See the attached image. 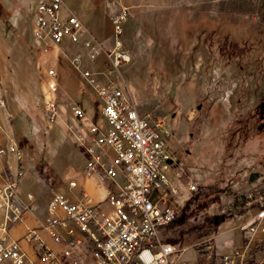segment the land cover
<instances>
[{
	"label": "rangeland",
	"instance_id": "rangeland-1",
	"mask_svg": "<svg viewBox=\"0 0 264 264\" xmlns=\"http://www.w3.org/2000/svg\"><path fill=\"white\" fill-rule=\"evenodd\" d=\"M64 1L109 48V15L121 7L119 0ZM252 1L220 0L198 22L187 17L186 4L179 0H160L158 7L151 0H127L125 6L130 18L124 39L132 58L121 72L139 110L163 119L170 129L168 177L176 193L167 198L178 218L163 237L186 248L182 257L190 264H224L223 256L236 247L250 242L253 249L264 239V219L244 227L264 202V0ZM37 2L0 0V75L22 151L17 188L36 182L47 192L46 202L52 190L66 188L82 165L76 135L68 126L83 133L86 125L72 116L68 103L77 102L86 90L70 57L78 53L85 66L94 63L79 44L63 49L58 117L48 128L40 51L32 35ZM88 91L94 102L74 103L98 123L97 96ZM262 253L264 249L253 262L263 259Z\"/></svg>",
	"mask_w": 264,
	"mask_h": 264
},
{
	"label": "built area",
	"instance_id": "built-area-1",
	"mask_svg": "<svg viewBox=\"0 0 264 264\" xmlns=\"http://www.w3.org/2000/svg\"><path fill=\"white\" fill-rule=\"evenodd\" d=\"M128 15V8L121 6L110 16L111 46L106 49L64 0H38L32 9V35L41 53L79 44L94 63L85 66L78 53L70 57L71 65L95 92L104 123L91 121L70 101L72 116L85 122L86 131L78 132L73 124L68 129L75 133L85 155V177L94 176L101 184L112 182V186L106 188L103 199L107 208L102 202H91L84 192L74 201L64 192L52 190L40 226L27 228L21 237L36 253L35 260L27 258L11 230L33 214L37 205L32 193L25 200L16 194L23 174L22 151L0 75V264H86L88 260L91 264H190L182 257L186 248L161 235L178 218L167 198V193H176L168 177L166 146L171 132L163 119L139 110L123 78L121 68L132 58L124 39ZM39 66L43 116L52 128L58 117V71L42 61ZM69 186L75 187L76 182L70 181ZM260 205L244 227L264 219L263 203ZM39 228L61 245L59 251L46 246ZM252 245L249 242L224 255V264H244Z\"/></svg>",
	"mask_w": 264,
	"mask_h": 264
},
{
	"label": "crops",
	"instance_id": "crops-1",
	"mask_svg": "<svg viewBox=\"0 0 264 264\" xmlns=\"http://www.w3.org/2000/svg\"><path fill=\"white\" fill-rule=\"evenodd\" d=\"M159 1L160 0H151L152 3L154 2V5L156 7H158ZM179 1H182L183 3L186 4V8H187V12H188L187 17H191V18L193 17L192 20L194 19L196 22H198L200 19H202L206 16V14H205L206 8L212 7V9L214 10V7L218 5V2L220 0H179ZM118 2L121 4V6H126V4L128 3L127 0L116 1V3H118ZM252 2L255 3L256 1L254 0ZM152 3L150 6L151 7L150 9L155 7ZM70 9L75 13V11L72 8H70ZM75 14L77 16H79L77 13H75ZM111 15L112 14L109 15V20H110ZM216 15H218V14H216ZM129 18L130 17H128L126 25L129 22ZM217 18H218V16H217ZM155 23L162 24L163 22L156 20ZM126 29H127V26H126ZM126 29H125V32H127ZM39 53H40L41 61L44 62L45 65H47V66H54L57 69V71H58V60L60 61L61 55L66 56L63 48H52L45 53L44 52H42V53L39 52ZM58 77H59V71H58ZM83 86L85 87L86 93H85V96H82L81 98H79V100H77V102L79 101V105L86 98H89L88 89L92 90L86 84H83ZM90 100H91V102H94V99L91 98ZM73 101L75 103H77L75 100H73ZM97 109H98L99 116L101 118V120L98 121V124L103 125L104 121H103V118L101 116V112L99 109V103H98ZM0 142H1V140H0ZM79 151H80V154L82 157V165H80V167L78 168V171H74V174L72 175V177L68 179V185L66 186V188L61 189L60 191L64 192L67 196H69L74 201L80 197L81 192H84L91 199V202H93V203L102 202V206L107 208V205L103 202V199H104V196L106 194V188L111 187L112 182H106L105 184H101L98 181V179L94 176L93 177H85L84 168H85V160L86 159H85V155L82 152L80 147H79ZM70 181H75L76 186L75 187L69 186ZM29 190H31L33 193H35V195L33 193L32 194L34 196V199L38 203V208L33 214L28 215L25 219H23L22 221L17 223L12 228L11 235L15 239H20V245H21V248L23 249V251L26 253V257L31 259V260H35L36 259L35 251L33 250V248L31 247L30 244L21 240V237L25 233L27 228L40 226V222L42 221L43 217L46 214V207H47V203H48L50 196L48 197L47 201L44 202L43 198H44L45 193L47 194V192H45V190H43V188L41 186L37 185L36 182H34L33 187L24 188V189L16 188V194H17L18 199L25 200L26 194L30 192ZM37 196L39 198V202L37 201ZM164 230L161 231L162 237H163ZM38 233L48 248L52 249L53 251H59L61 249V245L55 244L54 242H52L51 238L49 237V235L47 234L45 229L39 228ZM262 254L264 255V253H262ZM257 264H264V258L261 260H258Z\"/></svg>",
	"mask_w": 264,
	"mask_h": 264
},
{
	"label": "trees",
	"instance_id": "trees-1",
	"mask_svg": "<svg viewBox=\"0 0 264 264\" xmlns=\"http://www.w3.org/2000/svg\"><path fill=\"white\" fill-rule=\"evenodd\" d=\"M27 116H30V115H27ZM263 206H264V202H263ZM263 249H264V239L259 244L254 245V248L250 252L249 258L247 259V261L244 264H257L256 262H253L254 261L253 259L255 257V254L258 251L263 250Z\"/></svg>",
	"mask_w": 264,
	"mask_h": 264
}]
</instances>
